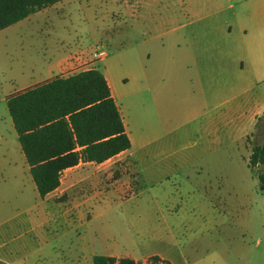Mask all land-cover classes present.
I'll list each match as a JSON object with an SVG mask.
<instances>
[{
  "label": "rangeland",
  "instance_id": "1",
  "mask_svg": "<svg viewBox=\"0 0 264 264\" xmlns=\"http://www.w3.org/2000/svg\"><path fill=\"white\" fill-rule=\"evenodd\" d=\"M186 4L183 9L178 0H153L146 7L138 0L142 9L131 24L120 0L64 3L50 19L26 24L20 39L11 33L3 46L0 36V98L12 91L15 83L8 80L13 78L19 77L16 86L53 78L49 66L55 59L61 63L56 76L96 68L125 98L134 68L160 57L163 47L189 40L193 32L200 33L197 40L219 46L242 40L247 19L240 4L234 8L239 15L225 1ZM95 51L106 56L94 60ZM0 121L5 136L13 137L14 154L17 147L14 167L0 163V242L13 257L33 264H92L99 255L138 264H149L153 255L172 264H264V185L257 177L264 174V164L248 166L251 149L264 145V120L249 145L218 150L226 160L198 161L200 147L183 141L170 148L185 161L173 162L166 157L169 147L163 151L159 141L130 157L89 167L85 176L98 175L54 198L73 206L74 218L50 223L45 220L52 211L40 204L18 158L22 154L3 101Z\"/></svg>",
  "mask_w": 264,
  "mask_h": 264
},
{
  "label": "crops",
  "instance_id": "2",
  "mask_svg": "<svg viewBox=\"0 0 264 264\" xmlns=\"http://www.w3.org/2000/svg\"><path fill=\"white\" fill-rule=\"evenodd\" d=\"M69 1L62 0L45 7L1 30L3 46L7 43L5 41L9 34L15 33L20 39L22 37L20 31L26 30V24L29 26L38 24V21L46 16L50 19L53 17L51 14L53 10H62L63 4ZM120 1L123 2L124 16L129 17L131 24L135 23L134 18L137 22L139 8L142 9L138 7V0ZM141 1L145 2L147 7L153 0ZM178 1L183 4V9H187L186 3L190 0ZM219 1L227 2V9L231 10L233 15H239L234 8L235 4H240L241 15L247 19L246 27L242 28V40L219 46L209 41L197 40L196 35L200 33L193 32L189 40L182 41L173 47H163L160 57L149 63L147 60L146 63L134 68L131 73L129 95L125 98L102 73L130 141V149L117 156L130 157L138 150L150 144H158L160 141L163 151L166 150V146L169 147L166 154L168 160L171 161L174 158L173 162H178V159L185 161V158H176L175 150L170 147L188 141L191 146L200 147L198 161L212 163L219 158L228 159L227 155L217 154L220 148L227 145L240 148L249 145L257 137L259 129L257 125L264 120V92L261 90L264 84V0ZM254 18L258 20H252ZM22 22L25 24L19 25ZM50 22L53 28V23ZM59 64H61L60 61L55 59L49 66L50 72L53 69V77L56 76L55 72ZM3 76L4 73L0 75V78ZM50 78L47 76L45 80ZM18 79L19 77L8 80L15 85L12 91L0 98L5 106L6 99L10 95L45 81L16 86ZM186 126H188L187 129H185ZM12 138L11 134L8 137L5 136L0 121V163L4 161L9 167L12 164L14 167L15 163L11 158L16 157L17 152V147L13 148L15 154L10 150L9 144ZM18 158H23L20 160L26 164L23 154ZM109 160L101 164L79 161L76 166L64 170L59 187L44 198L38 196L40 204H47L52 211L51 216L45 221L50 223L54 219L62 218L67 222L74 218L73 206L67 208L66 205L57 203L54 198L58 194L69 193L78 182L85 178L92 180L98 172H90L85 176L87 169L100 168ZM24 166L29 172L28 165ZM80 177L82 179H79ZM63 178L64 185H62ZM5 247L6 244L0 242L1 264H33L22 257H13L12 252Z\"/></svg>",
  "mask_w": 264,
  "mask_h": 264
},
{
  "label": "trees",
  "instance_id": "3",
  "mask_svg": "<svg viewBox=\"0 0 264 264\" xmlns=\"http://www.w3.org/2000/svg\"><path fill=\"white\" fill-rule=\"evenodd\" d=\"M60 1L0 0V31ZM6 107L40 198L56 190L62 172L79 161L101 164L130 149L108 84L96 68L54 76L18 91L6 99ZM257 164H264V145L251 149L248 166ZM257 177L264 185V174ZM149 261L171 264L157 255ZM92 264L138 263L99 255Z\"/></svg>",
  "mask_w": 264,
  "mask_h": 264
},
{
  "label": "built area",
  "instance_id": "4",
  "mask_svg": "<svg viewBox=\"0 0 264 264\" xmlns=\"http://www.w3.org/2000/svg\"><path fill=\"white\" fill-rule=\"evenodd\" d=\"M106 56L105 51H95L92 53V57L94 60L102 59Z\"/></svg>",
  "mask_w": 264,
  "mask_h": 264
}]
</instances>
